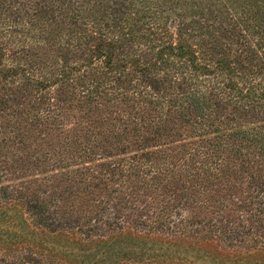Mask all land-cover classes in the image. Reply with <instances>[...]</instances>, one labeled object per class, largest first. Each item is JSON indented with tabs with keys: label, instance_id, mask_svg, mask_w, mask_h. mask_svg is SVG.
<instances>
[{
	"label": "trees",
	"instance_id": "16d2710c",
	"mask_svg": "<svg viewBox=\"0 0 264 264\" xmlns=\"http://www.w3.org/2000/svg\"><path fill=\"white\" fill-rule=\"evenodd\" d=\"M75 113L99 123L79 129ZM27 166L64 169L81 185L70 188L87 194L95 180L117 187L113 199H95L91 217L66 209L55 191L0 185V199L22 200L51 232L75 230L84 240L116 233L128 221L109 203L149 195L158 203L140 229L183 233L189 216L177 208L206 206L197 197L224 183L245 195L247 216L217 232L257 248L264 0H0V178ZM1 231L11 233L9 224ZM0 264L42 263L0 250Z\"/></svg>",
	"mask_w": 264,
	"mask_h": 264
},
{
	"label": "rangeland",
	"instance_id": "374dc122",
	"mask_svg": "<svg viewBox=\"0 0 264 264\" xmlns=\"http://www.w3.org/2000/svg\"><path fill=\"white\" fill-rule=\"evenodd\" d=\"M78 114L75 113L74 120H84L83 123L80 122L79 129L90 127L88 123L95 126L99 123L93 121L94 116H84L86 119H83ZM64 127L67 129L70 123L67 122ZM5 152L3 150V153ZM17 154L20 155V152L15 155ZM120 157L122 156L116 154L112 159ZM13 158L17 161L16 157ZM62 171L66 172L54 167L46 173L37 174L28 168L25 175L3 176L0 178V185L23 184L30 187L28 192L32 194L34 191L39 194L45 191L43 196L55 191L63 197L61 203H66V209H77L76 215H84L86 212L91 217L95 216V199H113L116 195L113 192L116 186L103 188L96 180L97 186L92 188L91 194L76 191L75 188H70V185L79 186V189L81 185L66 180L61 174ZM230 184H234V181ZM245 184L246 182L243 186ZM259 197L264 200V194ZM197 198L206 201V206L197 200L193 203H182L177 208L183 217L189 216L188 221H185L186 230L183 233L140 229L139 219L145 220L147 216L144 215L151 214L153 206L158 203L149 195L136 197L138 200H131L130 204L125 202V199H114L109 206L115 203L116 208H119L118 212L115 209L111 211L128 221L124 222L125 229L115 228L116 233L98 236L92 240H84V236L75 230L51 232L49 229L38 227L34 217L25 211L22 200L8 203L0 199V227L8 223L11 229L8 234L0 232V250L11 254L35 255L41 259L42 264H264V236L259 238L257 248H252L226 239L217 232L219 224L228 222V228L237 227V223L246 219L245 209L248 202L241 190L223 183ZM139 200L146 201L150 206L149 211ZM132 205H135L133 210L129 208ZM127 216L129 218H126ZM173 217L177 218L176 215ZM121 223L123 224L122 221Z\"/></svg>",
	"mask_w": 264,
	"mask_h": 264
}]
</instances>
